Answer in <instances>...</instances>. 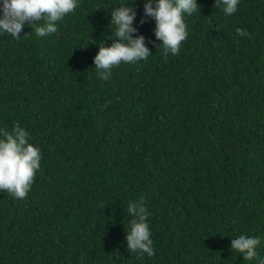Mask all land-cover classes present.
<instances>
[{"label": "trees", "instance_id": "obj_1", "mask_svg": "<svg viewBox=\"0 0 264 264\" xmlns=\"http://www.w3.org/2000/svg\"><path fill=\"white\" fill-rule=\"evenodd\" d=\"M77 2L55 33L27 23L19 40L0 33V138L19 122L41 152L26 199L0 190V264H259L264 0H239L232 15L196 0L188 38L167 58L154 19L139 23L145 0ZM124 5L150 57L102 80L93 58ZM141 198L151 257L125 239L128 203ZM240 235L260 238L257 258L232 252Z\"/></svg>", "mask_w": 264, "mask_h": 264}, {"label": "clouds", "instance_id": "obj_2", "mask_svg": "<svg viewBox=\"0 0 264 264\" xmlns=\"http://www.w3.org/2000/svg\"><path fill=\"white\" fill-rule=\"evenodd\" d=\"M238 4L239 0H215L214 5L222 6L225 15H232L237 11ZM78 6L77 0H0V33L10 34L19 40L27 23L31 29L34 28L37 36L44 37L57 32V22L75 12ZM194 12L200 13L196 0H145L143 18L139 23L143 25L147 19H154V35L163 45L162 55L167 58L169 53L179 54L182 42L188 38L184 15L191 16ZM110 15V24L115 28L114 38L110 46L102 42L93 58L97 78L102 80L110 79L112 69L121 63L134 64L150 57L146 38L134 35L138 31L133 26L136 10L124 5L112 10ZM236 34L251 38V33L242 28H237ZM2 137L0 190L7 191L16 199H26L40 168V149L29 143V133L19 122L10 132L2 130ZM126 211L131 217L125 237L127 250L139 257L144 254L154 256L152 233L147 222L150 213L143 198L130 201ZM260 242L259 237L240 235L232 239L231 250L241 253L244 261L253 260L257 258L256 248ZM115 254L119 255L118 252ZM259 264H264V260H260Z\"/></svg>", "mask_w": 264, "mask_h": 264}]
</instances>
